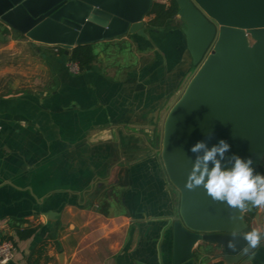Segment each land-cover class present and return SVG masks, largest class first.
<instances>
[{"label": "crops", "instance_id": "obj_1", "mask_svg": "<svg viewBox=\"0 0 264 264\" xmlns=\"http://www.w3.org/2000/svg\"><path fill=\"white\" fill-rule=\"evenodd\" d=\"M183 31L121 36L150 49L135 52L137 67L99 58L74 73L67 54L0 21V240L16 244L10 264L33 252L36 264H61V252L63 264H171L176 199L157 125L191 64ZM211 246L200 243L188 264L215 258ZM238 264H264V241Z\"/></svg>", "mask_w": 264, "mask_h": 264}, {"label": "water", "instance_id": "obj_2", "mask_svg": "<svg viewBox=\"0 0 264 264\" xmlns=\"http://www.w3.org/2000/svg\"><path fill=\"white\" fill-rule=\"evenodd\" d=\"M186 24L185 51L190 67L159 116L156 149L162 176L176 199L167 218L171 264L193 261L200 243L220 251L206 264H238L255 257L244 233L262 231V207L243 211L214 202L203 188H185L198 141L209 147L223 139L226 154L264 161V0H175ZM154 0H0V21L35 43L77 45L119 36L150 39ZM0 39L4 35L0 33ZM192 68V69H191ZM254 215L253 222L249 216ZM237 232L235 248L227 246ZM264 241L262 238L261 242ZM61 252L59 259L64 262Z\"/></svg>", "mask_w": 264, "mask_h": 264}, {"label": "clouds", "instance_id": "obj_3", "mask_svg": "<svg viewBox=\"0 0 264 264\" xmlns=\"http://www.w3.org/2000/svg\"><path fill=\"white\" fill-rule=\"evenodd\" d=\"M230 144L221 139L209 147L206 141L196 142L190 149L195 154L192 167L188 173L185 188L194 191L203 188L214 201L225 203L228 208L243 211L251 204L253 207H264V174L253 167L251 157L242 158L232 154ZM238 233L233 232L228 241L229 248H235ZM264 231L253 228L244 233L243 239L249 248H257Z\"/></svg>", "mask_w": 264, "mask_h": 264}, {"label": "trees", "instance_id": "obj_4", "mask_svg": "<svg viewBox=\"0 0 264 264\" xmlns=\"http://www.w3.org/2000/svg\"><path fill=\"white\" fill-rule=\"evenodd\" d=\"M178 9L179 8L175 0H154L151 11L148 15V27L159 31L175 22L178 18ZM20 35L26 37L21 33ZM95 45H97V43H86L71 48L67 54L69 61L77 62L80 66L81 72L91 70L99 59V54L96 51ZM58 46L59 52L66 55V47L62 45ZM106 46H109V43L106 42ZM256 171L264 174V161L262 165L256 169ZM30 233L31 232L25 234L22 233L21 237H27ZM35 254L36 253L33 252L29 256V264L38 263L39 257H36ZM38 256L40 255L38 254ZM217 264L224 263L219 262Z\"/></svg>", "mask_w": 264, "mask_h": 264}, {"label": "rangeland", "instance_id": "obj_5", "mask_svg": "<svg viewBox=\"0 0 264 264\" xmlns=\"http://www.w3.org/2000/svg\"><path fill=\"white\" fill-rule=\"evenodd\" d=\"M177 17L178 18L175 22L169 24L168 26L162 29L163 34L167 36V34L174 31L178 33V34L175 33L176 35H179V37H181L183 29L186 28V24L179 18V16ZM146 20L149 21L148 16L146 17ZM168 37L169 39H172L171 34H169ZM127 38H128V41L125 40L126 38H122L121 36H119L118 38H114L112 40L106 41L107 43H109V46H106V42L97 43V45H95V48L99 54L100 61L107 62V63L116 61L122 66H127V67L130 66L131 68L137 67L139 59L137 58L138 56L135 54V52L136 53H139L142 51L149 52L150 49L148 47L146 49H140V47L136 45L135 41L133 40V38H131V36H128ZM141 41L145 43L144 40H141ZM146 45L149 46V43ZM172 61L174 60H171V62ZM206 249L210 250V252L212 253L214 252V254L218 252L217 250L220 251L219 248H217L216 250V248L212 246Z\"/></svg>", "mask_w": 264, "mask_h": 264}, {"label": "built area", "instance_id": "obj_6", "mask_svg": "<svg viewBox=\"0 0 264 264\" xmlns=\"http://www.w3.org/2000/svg\"><path fill=\"white\" fill-rule=\"evenodd\" d=\"M55 50L59 52V46L53 45ZM70 70L74 73L80 72V66L77 62L69 61ZM17 247L14 241L10 239L0 240V264H10L16 254Z\"/></svg>", "mask_w": 264, "mask_h": 264}, {"label": "flooded vegetation", "instance_id": "obj_7", "mask_svg": "<svg viewBox=\"0 0 264 264\" xmlns=\"http://www.w3.org/2000/svg\"><path fill=\"white\" fill-rule=\"evenodd\" d=\"M251 217L253 218V219H252V221H253V220H254V215H252Z\"/></svg>", "mask_w": 264, "mask_h": 264}]
</instances>
